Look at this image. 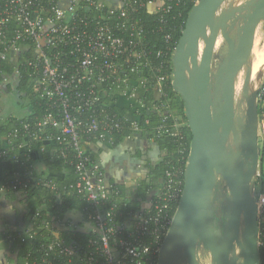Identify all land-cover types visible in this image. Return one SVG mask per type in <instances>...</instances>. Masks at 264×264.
<instances>
[{"label": "built area", "instance_id": "built-area-1", "mask_svg": "<svg viewBox=\"0 0 264 264\" xmlns=\"http://www.w3.org/2000/svg\"><path fill=\"white\" fill-rule=\"evenodd\" d=\"M116 1L114 5L110 0H0V61L10 59L16 76L20 66L26 67L32 90L47 99L41 118L34 123L15 120L5 134H0V162L12 160V153L22 152L23 145L29 153L33 142L51 139L62 146L59 155L67 158L72 152L77 180L70 187L91 206L88 219L80 211H70L82 216L80 222L75 217L66 219L70 226L57 220L36 228L35 214L28 227L6 231L2 250L13 243H27L30 247L21 256L24 264H158L183 191L191 139L181 128L189 125L163 101L168 95L165 89L173 81L172 56L176 47L172 38L166 35L165 50L150 49L145 29L136 18V13L149 9L155 0ZM162 5L164 1L159 0L154 11L164 8ZM1 76L4 79L6 75ZM119 92L133 101L131 110L138 118L144 111L160 113L162 121L156 133L175 137L182 146L178 164L166 169L165 180L148 207L130 210L124 221L118 220L117 204L128 200L129 194L109 182L99 158L86 149L94 142L86 135L95 142L111 141L113 133L122 127L121 118L126 114L103 106L104 96H110L116 104ZM149 93L151 97L145 96ZM131 123L134 131H140V121ZM46 128L58 129L60 134L43 137ZM3 137L7 139L6 146ZM35 170L30 166L23 173L7 176L0 195L26 187L35 178ZM258 175L262 186L264 170ZM43 184L55 187L49 181ZM257 203L260 226L264 224V190L259 189ZM64 227L93 236L82 246L62 235ZM42 230L50 238L31 247L35 234ZM259 247L260 264H264L261 228ZM12 253V259L18 258L17 249ZM198 256L202 264H210V256L202 251Z\"/></svg>", "mask_w": 264, "mask_h": 264}, {"label": "water", "instance_id": "water-1", "mask_svg": "<svg viewBox=\"0 0 264 264\" xmlns=\"http://www.w3.org/2000/svg\"><path fill=\"white\" fill-rule=\"evenodd\" d=\"M228 1L197 0L172 56V86L183 102L191 142L182 195L158 264H202L199 251L210 256V264H260L257 192L251 182L259 161L264 75L252 83L250 73L256 32L260 24L264 29V0ZM220 37L223 53L216 51ZM243 69L246 78L237 96ZM222 181L223 227H217L214 201Z\"/></svg>", "mask_w": 264, "mask_h": 264}, {"label": "trees", "instance_id": "trees-1", "mask_svg": "<svg viewBox=\"0 0 264 264\" xmlns=\"http://www.w3.org/2000/svg\"><path fill=\"white\" fill-rule=\"evenodd\" d=\"M164 1V8H159L153 12H150L149 9L143 8L138 13H136V18L143 25L147 42L150 49H166L168 42L166 35L169 34L173 41V48L177 46V43L182 34V30L184 29L186 19L190 10L197 0H162ZM170 6L168 10L166 7ZM259 38L262 39V35L258 32ZM219 45V41L217 43V47ZM2 50V45H0V51ZM27 69L24 66H20L19 69V77L17 83V89L20 92L21 96L24 97L28 104L31 106L32 111L27 116L23 118H17L8 116L6 118H0V134L3 135L9 130L10 123L13 121L26 120L31 123H34L38 118H41L45 113L46 102L47 99L41 97L38 93H36L31 88V84L29 82V76L27 73ZM14 72V64L10 61V59L0 61V74L2 75H12ZM262 75H264V70ZM3 80V76L0 77V82ZM243 80V74L238 75L237 81L240 83ZM168 92L167 96L163 97V101L166 105L169 106L171 110H173L174 115L178 116L181 119L185 120L184 114V106L183 102L180 99V96L177 92L174 91L173 86L165 89ZM152 96V93L145 94V96ZM238 96V94H236ZM148 96V97H149ZM260 104L264 101V77L262 80V88L260 91ZM114 101L110 98V96H104L103 98V106L106 110L114 111L120 115H125L127 113L126 108H122L117 104H113ZM259 107V114L262 115L264 113V107ZM131 109V107H129ZM128 108V109H129ZM88 113H86L87 115ZM85 116V114H83ZM122 127L120 130L115 131L111 138V144L114 147L122 144L129 137H135L136 135H147L152 138L161 152L164 153L163 162L160 165L149 167L150 173L148 178L140 180L136 187L131 192H126V190L119 186L126 194H129L128 200H124L128 206L126 207L123 202H118V211L119 216L118 220L124 221V217L128 215L130 210H138L141 206V202L146 201L150 197V193L154 190H158L162 183L165 180L166 169L170 165L178 164L179 158L181 156V141L175 137L168 136L166 133L157 134L156 127L161 124L162 115L160 113L147 112L144 111L139 118L140 121V131H134L132 129V123L127 117H122ZM148 120V123H146ZM171 119H169L170 122ZM20 122V121H19ZM181 131L183 134L189 136V140L191 139V133L188 126L182 127ZM60 132L58 129L46 128L45 134L43 137H52L59 135ZM90 141L94 140L93 137L89 138ZM55 143V142H54ZM62 146L59 144H54V146L43 144V141L38 139L33 142L30 149L31 152H20L14 151L12 155L14 158L9 160L5 164L0 162V188L8 182L7 176L12 175L15 172L23 173L30 166H34L33 158L30 157L31 153L41 157V160L46 165V170H35V178L31 180V182L27 184L26 187H22L16 190L6 192V196L9 197L11 201H16L21 206V210L17 213V221L18 223L24 222L26 224L33 223L31 222V216L38 214L36 220L35 227L43 226L46 221L54 222V221H62L67 226H70V222L66 219L70 211H80L84 218H89V212L91 210V206L88 204V201L81 195L78 194L75 190H73L70 186L75 183L77 180V176L75 173V158L72 152H68L67 158L59 155V148ZM87 153L91 154L94 158H97L96 153L92 151L89 146H86ZM16 155V156H15ZM74 161V162H71ZM60 173H63L64 176L62 178L58 177ZM41 181V182H40ZM52 182L55 187L49 188L44 186V182ZM40 182V183H39ZM264 190V184L260 186V191ZM66 226V227H67ZM261 228V237L264 236V224H260ZM69 229V228H68ZM65 227L62 228V235L65 237L72 238L75 242L81 244L82 246H86L88 239L93 236L92 233H85L81 231H71ZM14 232V231H11ZM16 232V231H15ZM3 233L2 231L0 232ZM0 238H4V235L0 236ZM50 238L46 230H42L35 234L33 239V247L36 243L45 242ZM8 249L3 251V256L7 260L12 258V251L18 250V258L14 259L15 264H24L21 256L24 252L30 248L28 244H10ZM262 255V254H261ZM16 256V257H17Z\"/></svg>", "mask_w": 264, "mask_h": 264}, {"label": "crops", "instance_id": "crops-1", "mask_svg": "<svg viewBox=\"0 0 264 264\" xmlns=\"http://www.w3.org/2000/svg\"><path fill=\"white\" fill-rule=\"evenodd\" d=\"M244 1V0H243ZM110 3L116 5V0H110ZM159 4V0H155L153 4L149 6V11L153 12L155 7ZM262 35V34H261ZM4 77V76H3ZM6 83H10L9 86L17 87L18 76L6 75L5 78L0 82V93L2 95L4 88H7ZM16 90V88H14ZM15 92V91H14ZM13 98V103L9 106L8 98L0 100V106L3 107L1 110L4 116L0 118H6L8 116L23 118L31 113L32 108L28 104V101L21 96ZM116 104L122 108H126L127 119L130 121L139 120V118L129 108L131 107L132 100L126 98L121 92L117 93L115 97ZM264 107V101L262 103ZM129 108V109H128ZM260 127H264V113L260 118ZM3 144L7 145V139L3 137ZM45 146H54V141L46 139L43 141ZM89 147L94 153H96L99 161L104 168L107 179L109 182L115 185L123 187L127 192L133 191L140 180L148 178L150 173L149 167L157 166L162 164L164 153L156 145L155 141L147 135H136L135 137H129L125 142L114 147L110 141H99L90 143ZM27 146H22L21 151L25 152ZM33 158V164L36 170H46L45 163L39 158L38 154L31 153ZM63 173H60L58 177L62 178ZM156 194V190L150 193L149 199L141 202L143 208L148 207L150 200ZM21 210V206L16 201H11L6 194L0 195V232L2 237L6 231H18L29 226L24 222L18 223L17 213ZM75 217L77 221H82V216L79 214H69L68 218ZM60 227V226H58ZM0 235V236H1ZM3 238H0V264H15L14 259H5L3 256Z\"/></svg>", "mask_w": 264, "mask_h": 264}, {"label": "rangeland", "instance_id": "rangeland-1", "mask_svg": "<svg viewBox=\"0 0 264 264\" xmlns=\"http://www.w3.org/2000/svg\"><path fill=\"white\" fill-rule=\"evenodd\" d=\"M229 2H237L236 4H239V3H242L243 0H229ZM258 32L260 34H262V40L264 41V29L262 28V24L259 25L258 27ZM263 49H264V44H263ZM216 51H219L221 53L225 52L226 51V46L224 44V40L222 37L219 38V45L216 49ZM264 53V51H263ZM262 53V54H263ZM261 54V55H262ZM214 65H218V62H215ZM243 71V70H242ZM7 85V88H4V91L1 95L0 93V97H3V98H8V103H9V106L13 103V98H9L10 96H14L15 97H19L20 96V92L18 91L16 85L15 86H9L10 83H6ZM14 88H16V90H14ZM15 91V92H14ZM19 95V96H18ZM21 97V96H20ZM3 98H0V100H2ZM260 98H259V107L261 106V102H260ZM262 107V106H261ZM3 107L0 106V117L1 116H4L3 113H2V110ZM260 118H261V115H260ZM260 170H264V127H260L259 128V161H258V168L256 170V173L252 179V182H251V189L254 190L255 192L258 193L259 189H260V178H259V175H258V172ZM223 182V181H222ZM224 184V182L222 183ZM217 201V199L215 198V201H214V208H215V211H216V217H217V220H222L223 216V204H224V200L223 198L221 197V200H220V205L219 206H216L215 202ZM182 264H186V262L184 261Z\"/></svg>", "mask_w": 264, "mask_h": 264}, {"label": "bare ground", "instance_id": "bare-ground-1", "mask_svg": "<svg viewBox=\"0 0 264 264\" xmlns=\"http://www.w3.org/2000/svg\"><path fill=\"white\" fill-rule=\"evenodd\" d=\"M263 44L264 41L259 38L258 36V29L256 32V36H255V41H254V46H253V57L251 58L252 62H254V60H257L260 62V64L257 66V68L254 70H251V75H250V79L252 83H257V78H260L262 76L263 70H264V55L262 56L261 54L263 53L264 49H263ZM203 47V45L201 44V48ZM240 74H243V81L240 85L237 86L236 84V94H240L241 90H242V85L245 82V69H244V73L240 72Z\"/></svg>", "mask_w": 264, "mask_h": 264}, {"label": "flooded vegetation", "instance_id": "flooded-vegetation-1", "mask_svg": "<svg viewBox=\"0 0 264 264\" xmlns=\"http://www.w3.org/2000/svg\"><path fill=\"white\" fill-rule=\"evenodd\" d=\"M239 24H240V20H238L237 21V24H236V26H235V31H236V28L239 26ZM233 34H235V33H233ZM264 55V53L262 54V56ZM253 57V54H251V58ZM260 64V62L259 61H257V60H254V62H252V65H253V69L255 70L256 68H257V66ZM241 72H243L244 73V69H243V71H241ZM243 81V80H242ZM242 81L240 82V83H238V81H236V84H237V86L238 85H240L241 83H242ZM223 183V182H222ZM224 193V184H222V186L220 187V188H217V190H216V199H217V201L215 202V204H216V206H219L220 205V200H221V197H222V194ZM219 226H221V227H223V223H222V221H218V224H217V227H219Z\"/></svg>", "mask_w": 264, "mask_h": 264}]
</instances>
